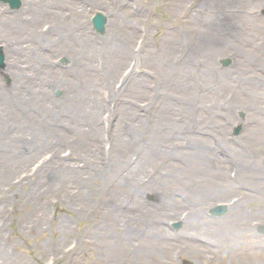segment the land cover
Listing matches in <instances>:
<instances>
[{"label": "rangeland", "instance_id": "1", "mask_svg": "<svg viewBox=\"0 0 264 264\" xmlns=\"http://www.w3.org/2000/svg\"><path fill=\"white\" fill-rule=\"evenodd\" d=\"M54 1L0 0V264H216L217 221L264 239V0Z\"/></svg>", "mask_w": 264, "mask_h": 264}, {"label": "bare ground", "instance_id": "2", "mask_svg": "<svg viewBox=\"0 0 264 264\" xmlns=\"http://www.w3.org/2000/svg\"><path fill=\"white\" fill-rule=\"evenodd\" d=\"M35 1L40 2L42 5L46 4L44 6L40 5L41 7L45 9H52V10L54 9L53 4L48 5V3L44 2V0H35ZM66 1L67 0H55L54 2L56 3V7H60V5L64 4ZM48 7H51V8H48ZM77 8L78 7L76 4L75 10L78 13ZM56 14H57L56 18L59 19L62 16V11L58 12L56 10ZM245 17H249V16H245ZM251 20L252 19L250 20L246 19V21L248 22H250ZM33 33L39 34L38 28H33ZM254 191L257 195H259L261 192L259 188L255 189ZM113 213L115 214V211ZM39 218L42 219L41 216ZM43 218L45 219V217ZM197 219H199L200 221L205 219L204 212H200L198 214ZM101 221L106 222L107 224V226L105 227V230L106 228L107 229L110 228L111 230L112 228L116 227V214L113 216L111 213H108V212H105L104 214L102 213ZM212 223L215 224L214 234L216 235V237L221 236L223 238V240L220 241V244H218V246L222 245V247L219 250H217L216 253L213 254L214 260L218 261L216 262V264H230L229 263L230 258L234 256L235 254L240 257L242 256L245 259L247 258V263L249 264H264V260H262L263 255H264V239H260L259 237L258 238L257 237L243 238L244 236L241 230H238L237 232L230 231V229L227 230L228 226L227 225L225 226L224 223L220 221L206 223V226L211 229ZM109 235L110 233L108 232V237L107 239L105 238V241L109 243H113L115 247V244H117V240L115 239H114L115 241L112 239L110 240ZM232 235H233V238H232ZM198 241L201 243H204L202 239L200 240L198 239ZM195 245L196 244H194L193 247H195ZM203 245H205V243ZM120 246L129 247L130 245L128 244V242L123 241L120 244ZM173 249L175 250V248ZM199 250H200V246H199ZM208 251L213 252L210 250ZM247 252L251 253L249 257L247 256ZM0 255H6V256L8 255L6 244L3 243L2 241H0ZM207 257L208 256L206 254H203V258H207Z\"/></svg>", "mask_w": 264, "mask_h": 264}, {"label": "water", "instance_id": "3", "mask_svg": "<svg viewBox=\"0 0 264 264\" xmlns=\"http://www.w3.org/2000/svg\"><path fill=\"white\" fill-rule=\"evenodd\" d=\"M4 1H9L12 7H18L21 4V0H4ZM93 23L95 28L103 33L105 31L106 16L101 12H97L93 18ZM229 61H230L229 59H224L223 63L228 64ZM3 65H4V52L2 50V47L0 46V66ZM225 208L226 207L223 204L216 205L215 207L211 208V212L214 214H222L225 211ZM180 225L181 222L175 223L176 227H179ZM186 264H192V262H186Z\"/></svg>", "mask_w": 264, "mask_h": 264}]
</instances>
